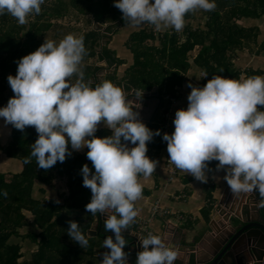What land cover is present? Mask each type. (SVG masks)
<instances>
[{
	"label": "clouds",
	"instance_id": "clouds-1",
	"mask_svg": "<svg viewBox=\"0 0 264 264\" xmlns=\"http://www.w3.org/2000/svg\"><path fill=\"white\" fill-rule=\"evenodd\" d=\"M44 2L0 0V15L8 13L23 25L30 15L41 12ZM113 6L132 26L148 23L157 31L172 28L179 32L187 13L212 11L216 3L113 0ZM85 54L83 35L67 34L59 42L44 39L36 50L14 61L16 74L7 76L14 95L0 107V118L20 131L34 127L38 135L25 163L34 157L39 168L47 170L58 161L62 163L72 154L69 145L73 151L88 149L86 157L94 172L87 164L81 167L82 184L91 191L85 209L93 215L106 213L104 229L114 234V239L107 236L103 240L108 251L102 254L100 264H127L123 250L127 241L122 232L137 216L134 202L143 192L138 176L148 177L157 167L158 162L146 155L147 142L154 135L176 169L206 183L209 162L218 161L216 171H224L223 180L231 193L256 192L257 207L264 208V110L257 109V105L264 106V76L241 74L233 79L212 75L202 87L188 83L187 107L175 111L174 130L162 134L166 144L161 145L159 126L155 132L150 130L122 88L102 79L105 73L95 76L99 82L95 86L84 79L80 65ZM113 65L117 66L108 65L106 71L112 68L113 72ZM74 74L77 78L72 83ZM207 76L204 72L202 78ZM142 93H136V98ZM163 111L166 108L160 114ZM100 123L111 135H94ZM68 225L69 238L86 248L88 239L78 223L68 221ZM139 240L142 250L136 257L132 255L135 264H174L177 259V251L161 236L149 233Z\"/></svg>",
	"mask_w": 264,
	"mask_h": 264
},
{
	"label": "trees",
	"instance_id": "trees-1",
	"mask_svg": "<svg viewBox=\"0 0 264 264\" xmlns=\"http://www.w3.org/2000/svg\"><path fill=\"white\" fill-rule=\"evenodd\" d=\"M49 2L45 0L41 5L43 11L38 15L32 14L27 18L26 28H21V24L8 13L0 15V107L5 106L8 99L14 95L7 82L9 74L13 76L16 74L17 64L14 61L36 50L44 39L59 42L66 34L83 35L87 56L86 59L83 57L81 66H91L93 62H89L96 60L93 58L96 55L101 57L97 59L98 61L105 60L108 65L116 62L115 58L100 45L101 39L105 36H101L99 31H95L96 29H90L89 24L82 23L81 27L61 24V20L72 12L73 18L78 21L81 17H91L97 25L112 23L113 26L107 28V33L115 32L117 27L129 23L122 19V13L113 6V0H70L69 6L67 5L69 2L66 3L65 0H55L51 5ZM215 3L216 8L212 11L197 9L185 15L184 19H201L203 28L191 30V25L188 26L182 33L179 32L183 40L175 33L171 36L163 35L161 40L163 53H161L165 55L164 53L167 52L171 56V60L168 58V64L172 63V69L178 71L174 82L183 79L179 76V72L183 73L189 68L188 59L192 57L193 51H197V54L192 63L203 72H207L208 79H211L212 75L239 78L240 70L235 66V60L245 48H251L250 42L254 41L255 33L251 38L250 34L245 32L246 29L237 26L235 20L246 16H264V0H215ZM70 6L72 10L69 9ZM33 15L36 17L35 20L31 17ZM112 27L115 30H110ZM152 36L150 30L134 33L130 35L128 44L132 42V45L140 46L147 40L151 41ZM132 45L129 48L133 49ZM253 45L256 46V42H253ZM97 47L102 49L101 53L96 52ZM252 52L257 54L258 49L252 47ZM144 55L143 60L146 65L148 58L147 54ZM159 58L163 62L166 60L163 56ZM12 62L15 63L13 68L10 67ZM129 69L131 72L127 74L129 78L126 81L127 88L134 87H132L134 79V81L146 82L145 77L135 73L133 68ZM97 70L98 67H95L92 76ZM256 75L261 76V72L251 68L246 71V76ZM76 78L74 74L70 82L75 81ZM104 80L116 81L115 73L107 74ZM90 83L95 86L99 82L93 79ZM205 83L206 81H203L201 87ZM170 91L171 88L168 89L169 93ZM160 108L165 109V105L161 104ZM8 126L11 128L10 141L6 146L0 145V152L5 158L21 160L24 167L22 172L13 174L10 180H6L5 175L0 173V264H100L102 254L108 251L103 247V240L107 236H112L114 239V234L110 230L105 231L104 224L100 221L96 235L88 236L93 214L85 209L88 202L83 200L81 195L72 193L84 164L94 172L91 161L87 159L81 162L82 156L74 158L66 156L62 163L58 161L50 169L41 168L42 173H37L34 168L36 165L34 157L29 163H25V159L30 156L31 144L38 135L34 127L26 126L20 131L10 124ZM94 135L104 137L109 134L106 129H101ZM62 178L67 183L68 192L62 191L59 194L57 198L59 202L37 200L32 197V187L36 182L59 189L60 184H53ZM4 192L7 193L6 196L2 194ZM26 215H31L32 218ZM68 221L78 223L81 232L88 239L86 248H81L69 238ZM25 228L26 234L21 236L19 231ZM19 237L29 239L30 243L36 246L30 260L17 261L23 256L19 252L21 249L19 243L13 242V239ZM126 241L125 246L128 245V240ZM123 250L126 253V247Z\"/></svg>",
	"mask_w": 264,
	"mask_h": 264
},
{
	"label": "crops",
	"instance_id": "crops-1",
	"mask_svg": "<svg viewBox=\"0 0 264 264\" xmlns=\"http://www.w3.org/2000/svg\"><path fill=\"white\" fill-rule=\"evenodd\" d=\"M80 19H88L86 22L83 21L84 25L85 23H95L91 17H81ZM193 22L198 23L194 29H192ZM235 22L238 27L246 29L245 32L249 33L251 38H253V34L255 33V38H253L254 41L250 42L251 48L248 49L249 52L246 50L240 52L235 60V66L240 70L239 77L241 74L246 75V71L249 68L260 71L261 76H264V16H246L236 19ZM147 24L148 23H144L139 26L125 24L120 26V28H132L133 32H130L127 38L134 33L150 30L153 39H151V41L147 40L145 44L142 43L140 46H135L132 45L131 42L125 47V40H127V38H125V36L119 38L115 36V32L120 29L118 28L115 32H104V35L108 37L102 38L100 45L102 48H105V45H102V40L106 39L105 44H108V49L112 53L109 52V54L115 55V58H117L123 66L126 64L129 68H133L135 73L137 72V74L145 77L146 82L149 84L150 87L148 90H141L136 88L138 87L137 83L140 81H134L135 79H132V87H134L127 88L126 81L129 79L127 74L131 71L125 74L124 71L126 68L121 70L119 66L116 67V65H113V69L119 68L118 71L121 72V77L113 82V84L121 87L128 100L133 102L131 106L139 113L138 118L141 121L145 120V125L155 132L158 130L159 115L161 112L160 105L164 104L166 110L169 106L172 132L174 130L172 121L175 111L187 107V95L191 91V89L187 87L188 83H191L193 86L201 87L203 81L207 82L208 76L202 78L204 72L192 63L197 54V51H193L192 57L188 59L189 68L183 73L179 72V76L183 79L179 82H174L177 76L176 72L178 71L172 69V63L171 65L168 64V58L171 60V56L167 52L164 53L165 55H162L163 45L161 40L163 39V35L171 36V34L174 33L178 37L182 35L172 28H163L160 31L155 30L153 25L152 30L150 28H143L144 26L146 27ZM103 25L106 26L107 24ZM190 25L191 30L203 28V21L198 18L193 20L185 19L184 27L179 32L182 33L184 29L188 28ZM110 30L113 31L115 28L112 27ZM253 42H256V46L253 45ZM130 45L133 46V49L131 47L129 48ZM261 46L262 48H260ZM252 47H255L256 50L258 49L257 54L252 52ZM99 50L101 53L102 49L99 48ZM144 53L147 54L146 57L148 58V63L146 65L143 60L145 56ZM160 56H163L166 60L163 62L159 58ZM135 59H137V63H135ZM91 62L93 61L89 63ZM107 68L108 64L104 62V65L101 66L99 70H101L102 73H107ZM95 76L96 75L90 77L86 81L92 82L93 78L96 79ZM169 82H173L174 84L171 85ZM170 88L171 91L169 93L168 89ZM138 92H143L142 97L139 99L136 98V93ZM162 95L163 100H161ZM158 98L159 101H157ZM258 106L259 110H264V107ZM0 121L4 122V120ZM7 128L10 136L11 128L8 124L7 127L5 126L6 130ZM101 129H106L107 133L111 135V130L103 125V123L97 126V131ZM68 147L72 155L82 154L86 150L85 147L80 151H73L70 146ZM147 149L146 155L150 159L156 160L158 163L155 171L150 176L144 177L142 174L138 176V182L143 185V192L141 197L134 202V206L137 215L141 217H147L150 214L151 206L155 202H158L164 209L182 215L184 220L179 223L173 219L169 226V231L165 230V226L161 219H155L150 225L154 235L161 236L169 247L177 251V259L174 264H198L200 262L208 264L209 261L217 256L215 254L220 251V241H222L223 238L229 240L231 235L236 234L240 228H244L245 226L263 224L261 220H264V208L257 207V201L259 200L258 194L256 192L241 193L238 195L231 193L228 185L223 180L224 171H216V164L218 161L209 162L208 171L206 173L208 180L206 183L197 181L191 175L179 169H177L178 176L174 180L166 182V172L164 171L166 149L159 146L158 136L154 135L153 139L147 142ZM23 167L24 165L22 166L20 164L19 169L22 168L20 172L23 171ZM34 168L37 173H42L41 168L37 167V164ZM34 185H38L37 190L46 195L42 198L35 199L57 200L52 198L53 195L50 194V190L52 189L51 186H45L40 182H36ZM33 195L32 192V197L34 198ZM57 201L59 202V200ZM110 213L111 212H109V214ZM220 213L222 215H219ZM100 215L101 214L98 213L92 216L91 228L88 231V236L96 235L97 226L100 221L104 224L103 218H101L102 215ZM122 235L128 240V245L125 246L127 264H135V260L132 256L134 254L130 253V251L136 249L133 243L138 236L134 222L129 224L128 229L123 230ZM130 237H133V239ZM242 242L246 243V240ZM251 242L253 244L256 243L255 240H251ZM244 250V246L239 245L235 253L241 258L244 255L249 257V254L244 253ZM241 253L243 255H239ZM241 262L242 259H240V261L231 259L230 263L248 264L246 263V258L243 263ZM253 264L258 263L255 262Z\"/></svg>",
	"mask_w": 264,
	"mask_h": 264
},
{
	"label": "rangeland",
	"instance_id": "rangeland-1",
	"mask_svg": "<svg viewBox=\"0 0 264 264\" xmlns=\"http://www.w3.org/2000/svg\"><path fill=\"white\" fill-rule=\"evenodd\" d=\"M49 1H50L49 2L50 5L52 3H55V0H49ZM69 1L70 0H65L66 3H68ZM67 5L69 6L70 5V2ZM71 5H72V3H71ZM69 9L72 10V7L70 6ZM41 11H43V8H41ZM31 17L34 20L36 19L35 15H33ZM86 20L88 21V19H83V20H80V21L75 20L73 18V13L71 12L63 20H61V24H64L65 26H71V24H72L74 27L75 26H80L81 27L82 26V23L86 22ZM89 24H90L89 25V28L90 29H96L95 31H99V33L101 34V36H105L104 35V32L107 33V28L113 26V24H107L106 26H100V25H97L95 23H89ZM148 25L149 24H147L146 27L144 26L143 28H145V29L150 28ZM197 25H198L197 22H193L192 23V29H194V27H196ZM20 27L21 28H26L27 25L26 24H23V25H20ZM118 28H120V27H117V29ZM130 32H133V30H132L131 27H124V28L118 29V31L115 32L116 35L115 34L114 35L117 36V38L122 37V36H125V38H127L128 34ZM105 37H108V36H105ZM180 38L183 40V36H181ZM128 40H129V38H127V40H125L126 41L125 42V47L128 44V42H129ZM105 42H106V39H103L102 40V45H105V50H107L108 52L111 53V51L108 49V44H105ZM245 50L249 52L248 48H245ZM96 52L97 53H100L99 47L96 48ZM86 56H87V54H85L83 57L86 59ZM111 56H113V55H111ZM93 58H96V60L93 61V63L91 64V66H84V65L81 66L80 65V68L83 71L85 78L92 77L93 72L95 70V67H99L100 68L101 66L104 65V62L103 61H98L97 60V59L101 58L100 56L96 55ZM113 58H115V55L113 56ZM115 60H116L115 63L117 64V66H119V68L121 70H123L124 68H126L125 71H124L125 74L129 70H131V69H129V67L126 64H125V66H123L122 64H120V62H119V60L117 58H115ZM86 61L87 60H85V63H86ZM14 66H15V63L12 62L10 67L13 68ZM119 68H117V69L115 68V70L113 71L115 73V75H116V80H118V78L121 77V72L118 71ZM111 70H112V68H110L109 71L103 75L102 79L105 78V76L107 74L112 73ZM100 73H101V70L98 69L96 71V74L95 75L100 76L101 75ZM74 82L75 81H72V83H74ZM113 82H115V81H113ZM137 85H138V87H136V88L141 89V90H148V88L150 87L149 84L146 83L145 81H140V82L137 83ZM171 101L173 102L172 99H171ZM166 113L169 114V106H168V109H167ZM0 120H3V118H0ZM0 126L3 127V128L0 127V145L1 146H6L9 143V141H10L9 130H8V128H7V130L5 129V126L7 127V124H5L3 121H0ZM87 151H88V149L86 148V150L82 154H76V155H72L71 154L70 156H68V158L69 157L70 158H74L76 156H79V157L82 156L80 158L81 159V162H82L84 160H87V157H86V152ZM20 164L23 166V162L21 160L18 159V160L15 161V160L7 159L0 152V173H2V174L5 175V179L6 180H10L11 179V176L13 174H17L18 172L21 171L22 168L19 169ZM164 171H165V169H164ZM58 184H60V188L59 189H55V188L52 187V189L50 190V194L53 195L52 198H54V199H57L58 196H59V194H61L62 191L63 192H68V186H67V183H66V181H65L64 178H62V180H60L59 182H56L53 185H58ZM37 186H35V185L33 186L32 192L34 194L33 195L34 198H42L43 196H46L45 194L40 193L37 190ZM72 193L73 194H79V195H81L86 202H89L90 201L91 191H90L89 188H86V187L83 186V184H82V175L81 174L79 175V180H77L76 184L73 187ZM106 216H107L106 213H103L102 214L103 221L106 219ZM26 217L32 218L31 215H28V216L26 215ZM26 230L27 229L25 228V229H22V230L19 231V233L21 234V236H23V235L26 234ZM13 240H14L13 242H18L19 243V245L21 247V249H20L19 252L23 256L22 258H19L17 261L18 262H23V261L30 260L31 253L36 250V246H33V244L30 243L29 239H24L22 237H19V238L13 239ZM9 241L11 242V239ZM30 244H31V246H30Z\"/></svg>",
	"mask_w": 264,
	"mask_h": 264
},
{
	"label": "water",
	"instance_id": "water-1",
	"mask_svg": "<svg viewBox=\"0 0 264 264\" xmlns=\"http://www.w3.org/2000/svg\"><path fill=\"white\" fill-rule=\"evenodd\" d=\"M157 101H159V98ZM143 123L146 124V122ZM261 221L263 224H253L240 228L236 234L231 235L229 240L227 238H223V240L220 241L221 247L218 252L219 254H215L217 256L209 261L208 264H232L230 263L231 259H237L238 261L242 259L241 263H243L245 258L246 263L248 264H253L255 262L258 264H264V220ZM130 238L133 239V237ZM243 240H246V243L242 242ZM251 240H255L256 243L253 244ZM239 245L244 246V253L249 254V257L244 255L241 258L235 253V250ZM133 246L135 247V240ZM135 252L136 249L130 251L132 254ZM239 255L243 254L241 253ZM198 264L205 263L200 262Z\"/></svg>",
	"mask_w": 264,
	"mask_h": 264
},
{
	"label": "built area",
	"instance_id": "built-area-1",
	"mask_svg": "<svg viewBox=\"0 0 264 264\" xmlns=\"http://www.w3.org/2000/svg\"><path fill=\"white\" fill-rule=\"evenodd\" d=\"M257 109L259 110L258 105H257ZM170 120H171L170 114H167L166 111H163L160 114L158 126L161 132V142H160L161 145L166 144V142L162 140V134L163 133L171 134ZM164 169L167 174L166 182H170L178 176L177 169L170 162L168 153L165 157ZM219 215H222V214L220 213ZM155 219H161L163 221L166 231H169L168 229L173 219L178 221L179 223H181V221L184 220L182 215L162 208L158 202H155L151 206L150 214L147 217H141L137 215L133 221L134 225L137 228V234H138V236L135 239V248H136V252L134 253L135 257H136L137 252L142 250L141 245H140L139 236H147L149 233L154 235L153 231L150 228V225L152 221H154Z\"/></svg>",
	"mask_w": 264,
	"mask_h": 264
}]
</instances>
